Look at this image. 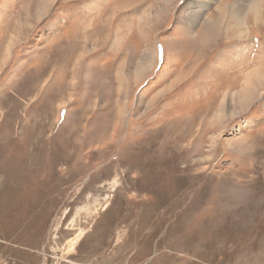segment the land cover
Segmentation results:
<instances>
[{"label": "rangeland", "instance_id": "374dc122", "mask_svg": "<svg viewBox=\"0 0 264 264\" xmlns=\"http://www.w3.org/2000/svg\"><path fill=\"white\" fill-rule=\"evenodd\" d=\"M113 1L0 0V264H264V0Z\"/></svg>", "mask_w": 264, "mask_h": 264}, {"label": "bare ground", "instance_id": "6f19581e", "mask_svg": "<svg viewBox=\"0 0 264 264\" xmlns=\"http://www.w3.org/2000/svg\"><path fill=\"white\" fill-rule=\"evenodd\" d=\"M170 1V0H169ZM116 1L114 0L113 1V4L115 3ZM111 4V3H110ZM109 4V5H110ZM108 5V7L106 8V10H105V13H104V15L102 16V17H98L96 20H97V25H96V27L94 28V29H96V31H97V34L98 35H100L101 36V33L102 34H104L105 32H108V30H110V28H111V19L109 20V19H107L108 21H106V20H104V16L106 15V14H108V12H110V11H112L113 9L115 10V8H117V6H109ZM40 6H41V4H40ZM44 6V5H43ZM46 7V6H45ZM38 9H40V7L38 8ZM41 10V9H40ZM38 12H39V10H38ZM115 12V11H114ZM160 12V11H159ZM158 14V13H157ZM163 14H164V12H163ZM150 17V16H149ZM158 17V16H157ZM160 17V16H159ZM157 19V18H156ZM100 20V21H99ZM144 20H145V18H144ZM101 25V26H100ZM93 26V25H92ZM100 27V28H99ZM99 28V29H98ZM140 28V27H139ZM89 30H87V31H80L79 30V35L80 36H78V38H81V37H83V42L84 43H87V41H86V39L84 38V35H87V34H91V33H93V31H92V29L88 32ZM111 31V30H110ZM78 34V33H77ZM104 36H106L105 34H104ZM62 38H63V36H62ZM103 38V37H102ZM200 38V37H199ZM76 42H82V39L79 41V39H77L76 40ZM15 43V42H14ZM203 44V43H202ZM78 48L79 49H83V45L82 46H78ZM250 55V54H249ZM70 58V57H69ZM258 58H259V56H258ZM250 61V60H249ZM255 71V70H254ZM261 75V74H260ZM263 76V75H262ZM261 76V77H262ZM259 80V79H258ZM255 83H257V82H255ZM254 83V84H255ZM261 83V82H260ZM257 85H259V83L257 84ZM251 86H252V84H251ZM250 86V87H251ZM242 89H244L243 87H242ZM246 89V88H245ZM254 89V88H253ZM249 91V90H248ZM247 92V91H246ZM250 92V91H249ZM248 92V93H249ZM251 92H252V89H251ZM253 95V94H252ZM251 95V96H252ZM239 98V97H238ZM242 98V97H241ZM248 98V97H247ZM243 99V98H242ZM243 101V100H242ZM246 102V101H245ZM237 104H239V105H241V101L239 100L238 102H237ZM242 106H243V103H242ZM238 107H240L241 108V106H238ZM218 112H219V115L217 116V118H218V120L219 121H222V123H223V119H224V117H225V110H224V106L223 105H221V106H219L218 107ZM212 122V121H211ZM209 123H210V121H209ZM214 123V122H213ZM221 124V123H220ZM222 125V124H221ZM211 128V127H210ZM224 129V128H223ZM200 134H201V132H200ZM204 134V133H203ZM200 136V135H199ZM232 144V143H231ZM32 168V167H31ZM33 169V168H32ZM39 169V168H38Z\"/></svg>", "mask_w": 264, "mask_h": 264}]
</instances>
